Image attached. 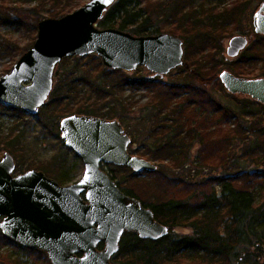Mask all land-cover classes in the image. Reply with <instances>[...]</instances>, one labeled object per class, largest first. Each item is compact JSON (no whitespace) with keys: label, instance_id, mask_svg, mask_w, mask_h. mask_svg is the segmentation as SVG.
Masks as SVG:
<instances>
[{"label":"trees","instance_id":"trees-1","mask_svg":"<svg viewBox=\"0 0 264 264\" xmlns=\"http://www.w3.org/2000/svg\"><path fill=\"white\" fill-rule=\"evenodd\" d=\"M7 1L10 2L0 0L1 23L4 24L11 21L9 15L11 10L18 12L21 9L13 4L8 5ZM20 1V4H25L29 0H19L17 4ZM196 1L159 0L152 3L151 0H117L106 10L107 13L98 21L97 26L120 28L137 36L156 35L163 31L177 35L184 40L185 50V62L179 69L190 73L191 77L201 74L205 84L216 78L223 67L235 70L233 72L237 76L246 78L252 76L250 70L244 69L252 60L249 56V48L243 51L234 63L219 57L223 52L222 42L229 33V25H236L242 16H245L246 2L244 4V0H217V5L214 4L209 12H196L194 11L198 8L195 6ZM213 1L216 2V0H205V2ZM13 2L12 0L10 3ZM48 4L50 6L46 8ZM83 4L80 0H38V4L30 10L25 13L21 11V18L15 21L18 28L24 27L22 29L30 30L31 41L27 46L25 45L26 47L20 48L10 39L3 38L1 47L7 52L23 53L28 46L32 47L36 40L39 21L47 17H63ZM162 21L167 28L159 26ZM257 35L261 36V34ZM194 58L196 62H193V66L196 68L195 75H192L189 72V62L191 63ZM70 61L73 63L59 76L46 104L39 109V112L56 123V128L59 127L61 119L72 114L95 115L109 119L122 118L121 115L128 110L123 106L124 103L119 102L122 110L115 106L107 109L106 105L109 106L111 102L106 104L104 101L109 97H115L113 95L120 93L121 89L144 87L149 90L153 87L154 96L144 108L150 112L152 123L150 134L156 137L155 142L145 150L134 147L137 141L134 132L130 136L132 143L129 149L131 154L152 162L168 161L170 162L168 167L176 171L186 169L194 174L199 169L197 166L204 165L208 158L200 149L197 158L191 163L190 153L193 143L199 141L202 145L204 139L210 140L211 135L221 128L220 125L237 113L243 116L252 112L245 110L244 105L237 106L239 111H236L233 105L224 106L195 83L185 81V83L165 84L154 81L153 77L140 79L130 76L122 69H108L96 54L66 57L62 62ZM261 74L264 77V70ZM217 81L220 88L224 89L222 81L219 79ZM85 88L88 90L84 92ZM247 102L256 103L252 99H248ZM16 111L25 115L27 113L18 107H8L0 103L1 114L7 112L14 115ZM254 111L256 117L261 116L260 109ZM218 114L220 116L216 118ZM262 119L264 118L252 119V124L247 128L240 123L220 140L226 148L221 153L223 157L220 165L229 159L226 170H230L234 165L235 155H231V147L236 138L244 137L246 140L255 136L257 148L264 152V140L258 139L264 138ZM8 136L5 139L0 137V153L7 149L16 155V147L21 142L22 134L11 131ZM231 160L233 162L229 164ZM112 167L114 172L110 175L115 180L118 179L117 170L130 172L133 179H138L142 175L159 176L156 186L162 184L159 190L163 192L146 200L142 193L128 186L124 187L121 180L116 182L123 192L137 197L145 207H150L155 213L156 220L169 228V234L156 241L142 239L134 232L125 233L120 243L121 248L118 254L113 256V261L119 259L120 264H264V190L257 193L248 185L254 179H258L255 176L261 171L252 172L253 167H251L230 177L210 176L194 180L174 177L160 169L155 172L146 170L137 173L125 165L114 164ZM39 168L50 176L54 173L56 164ZM17 170H20L18 165ZM65 172L60 166L58 175L55 176L60 183H72L73 180L66 176ZM182 189L186 190L184 191L186 194L178 195V191ZM155 191L158 192V188ZM181 228L190 229V232H177L176 229ZM10 244L18 250L32 253L33 257L35 256L34 260L44 259L42 264H51L45 251L24 247L15 240L7 238L0 230V245Z\"/></svg>","mask_w":264,"mask_h":264},{"label":"water","instance_id":"water-1","mask_svg":"<svg viewBox=\"0 0 264 264\" xmlns=\"http://www.w3.org/2000/svg\"><path fill=\"white\" fill-rule=\"evenodd\" d=\"M116 2L89 0L63 17L39 21L32 47L0 77V103L36 116L54 89L56 66L66 57L96 54L108 69L131 72L142 65L159 76L183 66L184 41L173 34L137 36L98 27ZM255 15V32L264 34V1ZM248 43V37L236 35L227 47L228 56L237 57ZM219 77L227 91L264 104V77H237L230 70ZM61 120L62 141L84 163L81 178L60 184L42 170L15 174L14 156L0 153L3 234L24 247L45 251L52 264H116L113 256L125 233L155 241L167 236L168 226L156 220L153 210L123 192L102 167L157 171L151 160L131 154L132 138L120 120L80 113Z\"/></svg>","mask_w":264,"mask_h":264},{"label":"rangeland","instance_id":"rangeland-1","mask_svg":"<svg viewBox=\"0 0 264 264\" xmlns=\"http://www.w3.org/2000/svg\"><path fill=\"white\" fill-rule=\"evenodd\" d=\"M9 1L11 2L12 0ZM13 1H14L13 3L7 1V4L8 5L13 4L21 9H19L18 12L14 10L10 11L9 15H11V19H10L11 21L6 24L1 23L2 16H0V77L4 74L11 72L13 70L12 69L13 65L20 59L23 53H25L31 48L30 46H28L27 49L25 48L26 50L23 51V53L18 54V52L4 51L3 50L4 48L1 47L3 38L10 39V41H13V43L20 48H23V46L25 45L27 46V44L32 39V37L29 34L30 30L22 29L24 27L18 28L15 21L21 18L22 16L21 11L25 13V11L30 10L31 8H33L38 4V0H29L28 3L25 4H20L21 1L17 4L19 0H13ZM158 1L159 0H151L152 3H156ZM226 1H230V0H226ZM263 1L264 0H244V4L245 2L247 4L245 16H242L240 22L236 23V25H229L230 28L229 33L228 35L225 36V39L222 42L223 52H221L219 55V57L230 63L237 62V59L239 58L231 59L227 54V50H228L227 47L229 46V42L232 38L236 37V35L248 37L249 45L247 46V49L248 48L250 49L249 56L250 58H252V60L248 63V65L244 69L250 70L252 75L249 76L250 78H256L262 76L261 73L264 70V37H263L264 34L258 36L257 35L258 33L255 32V25H254V19L256 16L255 14L257 11H259ZM15 2L17 5L15 4ZM80 2H83L84 4L82 6H84L87 2H89V0H80ZM217 3H218L217 0L216 2L215 1L205 2V0H197L195 6L198 8L195 9L194 11L209 12L212 9L213 5L214 4L217 5ZM49 6L50 5L48 4L46 8H49ZM164 25L165 24L163 21L159 23L160 27L163 26V28H167L164 27ZM163 32L167 33L165 31ZM183 47H184V43H183ZM73 61H70L68 63L60 62L56 66V71L54 75L55 77L54 85L56 84L58 78H60L59 76L63 72H65L67 68L70 67ZM194 61L196 62L195 58L194 60L192 59L191 63L189 62L190 64L189 72H191L192 75H195L196 67L193 66ZM225 70L232 71L228 67H223L221 69L220 74ZM128 74H130V76H135V78H140V79L142 77H146V78L151 77L152 79L153 77L152 76L153 73L149 72L145 68V66L142 65L138 67L136 70L128 72ZM220 74L216 75V78L211 79V81L207 82L206 84L205 82H203V77L201 74L191 77L190 73H187L185 70H180L179 68L173 69L171 73L167 74L166 76H163V78L157 76L153 77L154 81H158L165 84L185 83V81L189 83H195L197 86H200L205 92H209V94H211L214 100L221 102L224 106L229 107L230 105H233L235 107V110L239 111L240 109L237 106L242 107L244 105L245 110L252 111L251 112L252 114L250 113L242 116L240 113H237L236 115L231 117L227 122H224L223 124L220 125L221 128L216 130L215 133L211 135L210 140L207 139V141H205L204 139L205 142L203 141L202 145L199 143V141L193 143L194 146L190 153L191 163H193V161L197 158L196 156L199 154L201 150H202V154H204V156L208 158L206 159L207 162L204 163V165L199 164L197 166L199 167V169L194 174H191L189 172L190 170H186V169H178L177 171L171 169L170 167H168L170 166L169 165L170 162L168 161L163 163L157 161L153 162L155 165H157V169H160L162 172L168 173L169 175L174 177L179 176L181 178H186V179L190 178L194 180H200L210 176L230 177L232 176V174L240 173L251 167H253L252 172L258 170L264 173V152L261 149L257 148L258 146V144L256 143L257 137L255 136H252L249 139L247 138L246 140H244V137L236 138L233 141V145L231 147L232 149L231 155L233 156L235 155V159H233L234 162L232 160L229 162V164H231V162L234 163L233 167H231L230 170H226V166L229 159L225 161L222 165H220V161L223 157L221 153L226 150V148H224V146L220 143V140L223 137H225L227 134H229L231 129L235 128L236 125L241 123L245 125L247 128L248 125L252 124L251 123L252 119L260 120V117L264 118V104L259 103L257 101L255 104L254 103L249 104L247 101L248 99L250 100L252 98L246 97L245 95L240 93L233 94L230 91H227L225 87L224 89L220 88L217 81V79L220 80L219 77ZM83 90L85 92L88 90V88H85ZM153 92H154L153 87H151V89L149 90L144 87L138 89H133L128 87L124 90L121 89L120 93L117 92L116 94H114L113 96L115 97H109L104 101L106 104L111 102L109 106L106 105L107 109L112 106H115L119 110H122V107L119 106V102L124 103L123 106L127 107L128 110L126 111L125 114L121 115L122 118L120 117H114V118L120 120V122L123 124L124 128H126V131L130 136L135 132L137 141L134 143V147L140 148L141 150H145L147 146L152 145L156 139V137H153L150 134L151 133L150 131L152 129L151 128L152 123L150 122V116H149L150 112L149 110L147 111V109L144 108L145 104L151 102V98L154 96ZM258 109H260L261 111L260 117L258 116L256 117V115L253 114V112H255L254 110H258ZM218 116H220V114L216 115L215 117L218 118ZM262 121L264 123V119H262ZM59 128L60 125L58 128H56V123L54 124L52 121L48 120V118L44 116L43 113L40 112H38L36 116L30 115L28 113H26V115L23 113L21 114V112L19 111H16L14 115H11L7 112H4V114L0 113L1 138L5 139L8 135H10L11 131H14V133L16 134L17 133L22 134L21 142L19 145H17L18 147H16V152H15L16 155L13 154L12 152H9L7 149L3 151V152L8 151L10 154L14 156L16 165H18V168L20 169L17 171L15 170V174L22 173L23 171L27 172L30 169H35L39 171L42 170L39 167L48 166L49 164L55 163L56 168L53 171L54 173L48 177H52L59 182V179L55 175H58L57 174L58 169L60 168V166H62V168L66 171L65 172L67 174L66 176H68L73 181H76L81 178L84 170V163L75 154V152H73L72 150L66 151L65 148L68 147H66L64 141H62L61 139V131ZM260 138H258L260 141L264 140V138L262 139ZM208 141L209 143H207ZM66 152H68V154ZM112 166L114 165L103 164L102 167L109 173H113L114 171H112L113 170ZM204 167L206 169H204ZM252 172L250 171V173ZM261 172L255 176L258 179H254L250 184H248L250 186V189L257 193L264 190V183H263L264 174ZM117 175H118V179H116V181L121 180L123 182L124 187L128 186L130 188H133L135 191L142 193V195L146 197L145 200L147 198L156 197L158 196V193L163 192L161 189L159 190L162 184L156 186L157 183L159 182L158 175L155 176L142 175L138 179L137 178L133 179L131 173L124 170L123 171L117 170ZM60 184H69V182H61ZM157 188H158V192L155 191ZM184 191L186 190L184 189L179 190L178 195H183V193H185ZM176 230L177 232H183V231L190 232V229L185 230L181 228ZM31 254L32 253L27 252L26 250L16 249L12 244L0 245V264H42L44 259L41 260L42 259L41 258L34 260L33 258L35 256L33 257V254L32 255ZM114 263L120 264L119 259L114 260Z\"/></svg>","mask_w":264,"mask_h":264},{"label":"flooded vegetation","instance_id":"flooded-vegetation-1","mask_svg":"<svg viewBox=\"0 0 264 264\" xmlns=\"http://www.w3.org/2000/svg\"><path fill=\"white\" fill-rule=\"evenodd\" d=\"M258 34H259V33H258ZM248 45H249V43H248ZM248 45H247V46H248ZM246 49H247V48H246ZM246 49H245V50H246ZM183 50H184V47H183ZM245 50H244V51H245ZM184 51H185V50H184ZM242 52H243V51H242ZM242 52H240V54H241ZM240 54H239V55H240ZM184 55H185V54H184ZM239 55H237V57H238ZM237 57H235V58H231V57H230V58H231V59H237ZM183 61H184V57H183ZM184 62H185V61H184ZM178 68H179V67H178ZM175 69H177V68H175ZM231 72H232V71H231ZM151 73H153V72H151ZM232 73H233V72H232ZM166 75H167V74H166ZM166 75H164V76H166ZM152 76H153V77H156V76H157V77L163 78V76L156 75L155 73H153ZM236 76H237V75H236ZM238 76H239V75H238ZM238 76H237V77H238ZM240 77H243V76H240ZM259 77H263V76H259ZM259 77H256V78H259ZM244 78H246V77H244ZM249 78H250V77H249ZM249 78H248V79H249ZM111 119H113V118H111ZM111 119H110V120H111ZM59 129H60V128H59ZM125 129H126V128H125Z\"/></svg>","mask_w":264,"mask_h":264},{"label":"snow or ice","instance_id":"snow-or-ice-1","mask_svg":"<svg viewBox=\"0 0 264 264\" xmlns=\"http://www.w3.org/2000/svg\"><path fill=\"white\" fill-rule=\"evenodd\" d=\"M105 3H110L111 0H104ZM87 178V177H86Z\"/></svg>","mask_w":264,"mask_h":264}]
</instances>
